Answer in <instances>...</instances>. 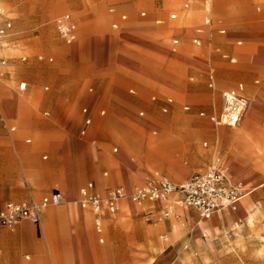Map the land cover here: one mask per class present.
<instances>
[{
  "label": "rangeland",
  "instance_id": "374dc122",
  "mask_svg": "<svg viewBox=\"0 0 264 264\" xmlns=\"http://www.w3.org/2000/svg\"><path fill=\"white\" fill-rule=\"evenodd\" d=\"M66 15L70 43L56 26ZM197 29L204 31L200 46L192 41ZM0 31V167L27 153L30 170L51 179L46 186L23 187V178L17 187L0 178V206L17 196L40 199L53 189L74 190L68 204L78 220L69 226L78 238V264H155L160 257H167L165 264H264V118L246 115L254 111L250 100L264 106V0H0ZM120 76L127 81L119 97L124 111L111 94ZM20 83L28 84L26 90L19 91ZM231 91L247 99V111L232 128L217 124L223 94ZM13 96L23 103L9 115L2 103ZM83 106L105 115L94 114L87 136L79 138ZM25 139L31 143H21ZM217 158L237 176L243 172L236 164L249 169L258 185L260 194L240 222L202 230L194 240L186 214L171 218L172 237L161 228L164 210L150 208L158 202L131 210L136 203L128 197L136 187L161 179L184 183ZM6 180L16 182L14 176ZM99 181L123 186L127 195L105 224L103 243L77 200L83 186ZM239 181L248 192L240 206L256 188L247 178ZM80 212L90 218L86 229ZM190 217L195 225L202 221L193 211ZM52 232L36 230L46 253L23 258L24 264H63L57 223Z\"/></svg>",
  "mask_w": 264,
  "mask_h": 264
},
{
  "label": "crops",
  "instance_id": "0c3cea01",
  "mask_svg": "<svg viewBox=\"0 0 264 264\" xmlns=\"http://www.w3.org/2000/svg\"><path fill=\"white\" fill-rule=\"evenodd\" d=\"M51 15H52V13L49 11L44 15V17L48 18ZM141 15L143 16L144 14H141ZM121 16H123V15H121ZM124 16H126V15H124ZM57 20H56V22H57ZM207 21L208 22H206V21L204 22L205 25L210 24V21L209 20H207ZM114 24H117V23H113L111 25L112 29H114L113 28ZM116 29H118V26ZM203 33H204V31L202 29L195 30L196 36H194V38L192 40L194 45H196V46L201 45V41L203 40L202 39ZM219 33L221 35H223V34H225V30H220ZM73 37H74V35H73ZM195 40L200 41V44L197 45L194 42ZM177 43H178V40L174 39L173 44L176 45ZM238 44H240V42ZM219 50H220V48L216 49L217 52ZM70 54L72 56L74 55L73 49H71ZM230 61L233 63L235 61V59H231ZM0 64L3 65L4 62L0 61ZM109 82H110V79L104 80L103 89L105 87H107ZM126 82H127L126 79H124L123 77L120 76V77L113 80V83L111 86V94H113V96H114L113 104L115 106H117V108H119L120 111H124V109H125L123 106V103L119 99V97L122 95V92L126 86ZM20 84H19V86H20ZM25 84H26V87L24 90H26L27 85H28L27 83H25ZM209 86H211V85H209ZM18 89H19V91H24V90H20L19 87H18ZM131 92H133V91H131ZM231 92L235 93L234 91H231ZM87 93L89 95H91L93 93V88L90 87L87 90ZM238 96H241V95H238ZM241 97H243V96H241ZM169 102H172V99H169ZM22 103L23 102L20 99H18L16 96H13V98L4 101L2 103V107L9 115H13L16 106L17 105L21 106ZM249 105H250V107H252V109H254V111L248 109V111L246 113L248 118H250L251 120H261L262 118H264V116H263L264 106L261 104V101L259 99L255 98V99L250 100ZM84 109L87 110V114L83 113ZM94 114H98L99 116L102 117L105 115V111L104 110L98 111L95 109L94 106L93 107L83 106L80 109L81 127L78 131V137L79 138L87 136L89 129L91 128L92 123H93ZM255 114L258 115V118L255 116ZM47 115H48V113L45 112L44 116H47ZM87 118H89L91 120L90 125H85V120ZM10 131L11 132L15 131V127L14 126L10 127ZM82 131H85L84 135L81 134ZM122 133H123L124 138L126 139V143L130 144V141L124 135V131ZM224 134H225V132H222L220 136H223ZM21 143L30 144L31 139H25ZM113 151L116 152L117 151L116 148L113 149ZM122 152H127V151H122ZM43 159H47V156L46 155L43 156ZM36 160H38V159H36ZM31 161H32L31 156L27 153H22V152H20L19 156L12 155L10 159L7 158V161H5V159H4V163L5 162L6 163L0 167V178H4L2 180V182L8 186L10 184H14L17 187H20L21 184L23 187H29L30 182H33V183L39 184V185H45V186L47 184L51 183V179L46 178L45 175H43V173H41L39 170L37 172H33L32 170H30L29 164ZM223 166H224V169L226 171L228 178L234 179V180L230 179L231 181L238 182L240 179H246L247 178L248 179V185L250 187L255 186V188H256L254 196L250 197L249 200H246V202L241 204L236 211L229 212V211H220L219 210V211H217L218 213H216L214 220L211 218L208 220H202L197 225H195V223L191 220V217H190L192 209L183 208L180 204H178L176 202V200H177L176 196H171L167 200L154 201V203L158 202V205L154 207L151 204L150 205L151 209H154L156 211L164 210V213L168 212L170 214V216L168 218L164 217V220L162 221V226H161V228L165 231V233L167 235H171L172 237H175V234H176L175 230L173 228L174 225L172 223L171 218L178 219L180 217H183L184 214H186L190 220L191 238L194 240L198 239V235H199L200 231H202V230L210 232L214 229H218L220 226H222V225H224L230 221H234L235 223H238L242 220V217L245 214V211H246L248 204L260 194L259 188H257L258 185L252 184L253 176L250 173L249 169H246L244 167H240L236 164V166L243 172V174L241 176L240 175L237 176V175L233 174L232 172H231L232 175H230V173H228V170L226 169L227 168L226 164L223 163ZM40 167L42 168V166H40ZM228 168L230 169V166H228ZM205 170H203V171H205ZM203 171H201V172H203ZM201 172H198V173H201ZM195 174H197V173H194L193 175H195ZM11 176L15 177L16 182H9L8 180H6V178L11 177ZM104 176H106V173L104 174ZM23 178L26 182V186H25V183L23 182L24 181ZM18 180H21V181L23 180V181L20 184L18 182ZM88 184L93 185V193H95L97 195H100L99 193H104V195H105L109 189H112L115 187H123L120 185L110 186L105 181H99L96 184L89 182L85 186H83L82 188L86 187ZM180 184H182V183H180ZM69 185L71 186L70 179H69L68 184H66L67 188H69ZM124 185L126 186L127 182L124 183ZM138 187H140V186H138ZM138 187H136V188H138ZM125 188L129 191V188H127V187H125ZM81 189L79 190V194H78L79 199L77 197V200H80ZM245 191H246V196H247V193H248L247 189H245ZM53 192H59L63 196V201L60 204L61 206L55 210L48 211L47 213L45 210L43 212V214L41 215L42 219L40 220L39 225L35 226V225L31 224L30 222L22 221V222L18 223L17 225H15L14 227L8 228L10 230H3L1 228H7V227H1L0 226V264H24L23 258H25V260H29L30 256L34 258V257H37L38 255H44L46 253V249L44 248V243L42 242L41 237H38V235L36 236L35 232H36V230L40 232L41 227L44 226L46 229V235L51 234V233H53L52 231H53V226L55 223L58 224V226L60 228V232H61L60 233L61 234L60 239L62 242V256H63L62 263L63 264H78V248L76 245L78 238L71 231L72 228L69 226L71 221L74 222V220H78V212L76 211V213H74V210H72V208L70 207V205H72L73 203L68 204V202L70 200L75 198L76 193L74 190H71L69 193H63L58 189H53L50 193L43 195L40 199H30L28 197L17 196L16 198H14L15 201H10V202H7L6 204H8V203L39 202L44 197H48L49 195H51ZM122 202H121V204H122ZM148 202H151V201H145L141 204H136L132 207L130 206L131 210H133V209L136 210L137 208L141 209L142 207H144V204H146ZM6 204L4 206H0V211L5 208ZM79 208L81 210H85V209H82L80 206H79ZM89 212L92 215L93 229H94L96 235L99 237L98 241H99V243H103L105 224H107L109 221H111V216L114 215L116 212L114 214H109V213L105 214V216L103 218V229H102L101 233H97V231L95 230V228H94V215L91 211H89ZM79 214H80L79 220L81 223L84 224V227H85L86 222H87V218H88V220H90V218L87 215H84L82 212H80ZM33 226L36 228V230ZM152 231H153L152 229H147L146 232L147 233L149 232L148 234H151ZM4 236H7V240L4 239ZM5 241H8V244L5 243ZM166 258L167 257L157 258L155 260L156 261L155 264H165ZM37 262H38V260L33 261L32 264H37Z\"/></svg>",
  "mask_w": 264,
  "mask_h": 264
},
{
  "label": "built area",
  "instance_id": "2783aa9c",
  "mask_svg": "<svg viewBox=\"0 0 264 264\" xmlns=\"http://www.w3.org/2000/svg\"><path fill=\"white\" fill-rule=\"evenodd\" d=\"M69 16L66 15L56 22L57 29L70 43L73 37V28L66 24ZM121 21L126 16L120 17ZM170 19H175L171 15ZM208 22V21H206ZM117 24L113 28H117ZM3 31H0V36ZM197 45L200 41H194ZM25 83H21L19 88L24 90ZM247 107V100L233 92L223 94L222 112L217 120L218 125L226 127H235L240 122L242 115ZM87 114V110H83ZM91 120L87 118L85 125H90ZM82 135L85 131L81 132ZM171 196H176V202L183 208L196 210L199 215L208 220L220 209L231 207L246 196V191L240 183L231 181L223 166V162L217 158L211 162L205 171L193 175L188 181L182 184H174L167 179L150 181L135 188L129 199L136 204L145 201L167 200ZM126 198L123 187L109 189L104 196L93 193V185L88 184L80 191L79 206L82 209L89 210L94 215V228L97 233L103 229V218L106 213L114 214L119 210V205ZM63 196L59 192H53L48 197H44L39 202L32 203H8L0 211V226L12 228L22 221L30 222L37 226L40 223L43 212L51 207L62 203ZM170 214L164 213L168 218Z\"/></svg>",
  "mask_w": 264,
  "mask_h": 264
},
{
  "label": "bare ground",
  "instance_id": "6f19581e",
  "mask_svg": "<svg viewBox=\"0 0 264 264\" xmlns=\"http://www.w3.org/2000/svg\"><path fill=\"white\" fill-rule=\"evenodd\" d=\"M246 111H247V107H246ZM245 111V112H246ZM227 170H228V173H230V175H232L231 174V171H230V169L229 168H226ZM225 170V169H224ZM170 171V170H169ZM226 172V171H225ZM169 175L171 176V177H174V173L172 172V171H170L169 172ZM229 175V176H230ZM230 179H233V178H230ZM234 180V179H233ZM237 183H240L243 187H244V185L240 182V181H238ZM245 188V187H244ZM247 196H248V193H247ZM246 196V197H247ZM129 197H130V195H129ZM129 197H128V199H129ZM126 198H127V195H126ZM125 198V199H126ZM244 199V198H243ZM243 199H241L239 202H237L235 205H233V206H231V207H226V208H223V209H220V211H230V212H234V211H236L237 210V208H238V206H239V204L243 201ZM160 200H163V199H160ZM123 201V200H122ZM159 201V200H158ZM79 202V201H78ZM124 208H126V206H125V204H124ZM191 211H193V212H195L199 217H200V219H202L203 220V218L199 215V213L196 211V210H191ZM219 211V210H218ZM216 213H218V212H215L214 214H216ZM42 219V218H41ZM88 227V220H87V222H86V226H85V229Z\"/></svg>",
  "mask_w": 264,
  "mask_h": 264
}]
</instances>
